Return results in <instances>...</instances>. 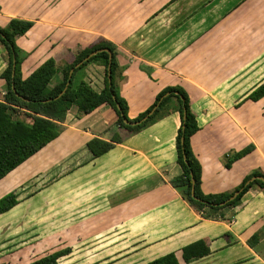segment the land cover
<instances>
[{
    "label": "crops",
    "instance_id": "crops-1",
    "mask_svg": "<svg viewBox=\"0 0 264 264\" xmlns=\"http://www.w3.org/2000/svg\"><path fill=\"white\" fill-rule=\"evenodd\" d=\"M11 18L33 23L16 37L23 79L51 58L53 84L81 49L105 38L117 48L116 88L129 118L163 88L181 86L199 127L190 142L201 164L203 193L230 192L252 170L264 172V96L247 98L264 83V0H0V26ZM4 56L0 45V100L6 92ZM76 76L99 91L104 66L90 62ZM116 120L107 103L87 114L72 106L60 134L2 178L19 192V203L0 221L18 227L28 217L31 231H59L68 221L54 218H66L75 208L78 226H86L93 242L135 249L131 255L143 257L137 264L170 251L179 255L197 239L211 252L187 264H264V191L249 189L238 205L224 210V218H202L169 182L180 173L178 112L135 133L118 128ZM114 132L122 141L92 157L87 141L109 140ZM249 144L253 150L225 166L227 157ZM60 169L44 187L20 196L26 185ZM57 183L58 190L34 202Z\"/></svg>",
    "mask_w": 264,
    "mask_h": 264
},
{
    "label": "trees",
    "instance_id": "trees-1",
    "mask_svg": "<svg viewBox=\"0 0 264 264\" xmlns=\"http://www.w3.org/2000/svg\"><path fill=\"white\" fill-rule=\"evenodd\" d=\"M32 24L29 20L11 18L4 26H0V45L6 53L4 56L6 66L1 73V77L5 80L6 92L3 100H0V180L60 134V123L72 106L76 107L79 114H87L99 105L107 103L117 115L116 126L130 133L140 131L173 111L178 112L180 125L175 135V152L180 173L169 182L173 187L181 190L183 197L202 218L213 220L224 218V210L238 205L249 188L257 186L264 190V172L254 169L230 192L203 193L200 187L201 164L190 142L191 136L199 127L188 94L181 86L165 87L157 93L150 106L134 118H129L126 101L118 94L116 88L117 48L105 38H98L90 46L80 50L71 64L60 69L61 78L55 80L53 84L51 79H54L56 67L51 58L41 64L29 77L23 79L20 72L22 56L16 44V37L26 33ZM104 48H107L111 54V82L109 83L107 78L109 53L100 50L73 70L69 84L63 91L69 79V69L90 52ZM13 58H15V66L12 76ZM90 62L104 66V85L99 91L94 90L87 82L75 79L76 73ZM263 96L264 83L255 88L247 98L256 101ZM156 104L154 111L147 115ZM144 116L146 117L142 119ZM124 119L129 123L124 122ZM121 141L119 133L114 132L109 140L98 137L89 139L86 147L92 157H97L110 149L114 143ZM253 149L254 146L249 144L234 152L226 158L225 166L230 167L235 160ZM192 184L194 196L191 195ZM238 190L240 191L233 198L222 203ZM18 203L17 194L13 189L1 196L0 216ZM256 241L255 234L248 240V244L253 245ZM70 252L71 247L55 249L25 264H58L59 259ZM210 252L207 242L204 239H197L182 246L179 255L175 251H170L141 264H187L209 255Z\"/></svg>",
    "mask_w": 264,
    "mask_h": 264
},
{
    "label": "rangeland",
    "instance_id": "rangeland-1",
    "mask_svg": "<svg viewBox=\"0 0 264 264\" xmlns=\"http://www.w3.org/2000/svg\"><path fill=\"white\" fill-rule=\"evenodd\" d=\"M3 52L6 54L5 50H3ZM75 79H77V76ZM23 118L25 117L23 116ZM61 171L62 169L53 172L52 175L49 176L50 178H46L45 181L44 178L46 176L39 177L35 184L31 183L26 185L27 187L25 186L26 188L20 196L25 197L31 192L36 191L38 188L44 187L43 185H46V182L51 179V177L56 178ZM71 178L69 179V182L71 181ZM1 180L0 197L12 189L8 185L6 179ZM60 187L61 185L57 183L54 187H51V189L47 188L46 190H43L45 192L37 194L34 202H41L44 198H47L49 194H53ZM251 188L264 191L257 186H253ZM16 194L18 198L19 192ZM74 210L75 211L69 212L66 218L61 215V218L59 216L58 218H54L53 222L58 224H62L60 222L65 219L68 221L67 225L59 231H49V229L42 232L31 231L35 228L34 226H31V223H29L28 217H24V222L26 224L19 221L17 223L19 225L18 227L15 226L14 222L11 224V222L2 223V221H0V264H25L46 252L63 247H71V252L68 255L61 257L58 264H137L143 260V257H135L134 255H131L136 251L135 249L113 248L114 244L112 243L111 245V243H105L106 239L93 242L94 239H90L93 234L86 232V229H84L86 226H83V228L78 226L76 221H79L78 219L81 217L76 213L80 211L75 208ZM10 213L11 211L4 213L0 216V218H7ZM41 217L42 216H32L31 219L37 222L38 220L43 219ZM69 223L71 224L68 225ZM57 227L58 226L52 228L54 229ZM90 227L91 226L88 228ZM36 228L39 229L40 227ZM110 245L112 247H110Z\"/></svg>",
    "mask_w": 264,
    "mask_h": 264
},
{
    "label": "water",
    "instance_id": "water-1",
    "mask_svg": "<svg viewBox=\"0 0 264 264\" xmlns=\"http://www.w3.org/2000/svg\"><path fill=\"white\" fill-rule=\"evenodd\" d=\"M100 50H105L109 53V59H108V65H107V78H108V82L110 83L111 82V54L109 52V50L107 48H104V49H97V50H94L92 52H90L89 54H87L82 60H80L79 62L75 63L73 67L70 68L69 70V79L67 80L66 82V85L63 89V91L67 88L68 84H69V81H70V77H71V74L73 72V70L78 67L79 65H81L85 60H87L90 56H92L93 54H95L96 52L100 51ZM14 66H15V58H13V69H12V76L14 74ZM62 91V92H63ZM61 92V93H62ZM157 107V104L148 112L147 115L151 114L154 109ZM146 115V116H147ZM146 116H144L142 119H144ZM124 122L126 123H129V121H127L126 119H124ZM133 123H136V122H133ZM258 178L260 179H263L261 176H257ZM252 179V178H251ZM240 190L234 192L232 194V196H230L227 200L223 201L222 203H225L226 201L230 200L231 198H233ZM191 195L194 196V186L192 184V188H191Z\"/></svg>",
    "mask_w": 264,
    "mask_h": 264
}]
</instances>
